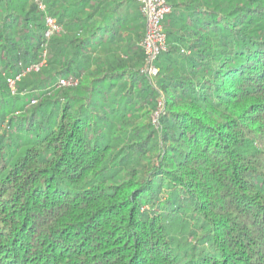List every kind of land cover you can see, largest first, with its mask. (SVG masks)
I'll use <instances>...</instances> for the list:
<instances>
[{
    "label": "trees",
    "instance_id": "trees-1",
    "mask_svg": "<svg viewBox=\"0 0 264 264\" xmlns=\"http://www.w3.org/2000/svg\"><path fill=\"white\" fill-rule=\"evenodd\" d=\"M167 2L152 78L136 1L0 0V264H264V0Z\"/></svg>",
    "mask_w": 264,
    "mask_h": 264
},
{
    "label": "built area",
    "instance_id": "built-area-1",
    "mask_svg": "<svg viewBox=\"0 0 264 264\" xmlns=\"http://www.w3.org/2000/svg\"><path fill=\"white\" fill-rule=\"evenodd\" d=\"M138 4L139 10L142 15L146 18L147 27L142 38L140 45L142 46L144 53L146 55V72L152 77H156L159 69L154 65L155 60L158 56L167 49V36L164 28V19L171 12V5L167 0H134ZM40 9L44 10L45 6L42 1L38 2ZM47 30L45 32L46 38H50L55 33L62 30V27L58 24L56 18L47 16ZM44 59L40 63L31 64L23 71L22 74H18L16 77L8 78V84L13 93H16V82L20 79L22 75L31 70L40 69L41 65L45 63L46 53L43 55ZM78 79L62 78L60 80L61 85H71L76 84ZM35 100H32L34 103ZM164 96L161 95L158 100L157 109L153 115V122L158 124V118L160 114L164 111Z\"/></svg>",
    "mask_w": 264,
    "mask_h": 264
}]
</instances>
